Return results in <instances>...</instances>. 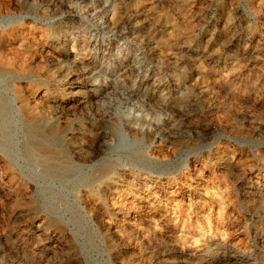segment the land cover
Instances as JSON below:
<instances>
[{
	"label": "rangeland",
	"instance_id": "1",
	"mask_svg": "<svg viewBox=\"0 0 264 264\" xmlns=\"http://www.w3.org/2000/svg\"><path fill=\"white\" fill-rule=\"evenodd\" d=\"M0 71V264H264V0H0Z\"/></svg>",
	"mask_w": 264,
	"mask_h": 264
},
{
	"label": "bare ground",
	"instance_id": "2",
	"mask_svg": "<svg viewBox=\"0 0 264 264\" xmlns=\"http://www.w3.org/2000/svg\"><path fill=\"white\" fill-rule=\"evenodd\" d=\"M13 14V13H12ZM13 18V15H10L7 19H12ZM8 30V29H7ZM6 30V31H7ZM3 32H4V30H3ZM6 33V32H5ZM3 65V64H2ZM2 74V72L0 71V75ZM1 79H2V77H1ZM9 79V78H8ZM11 79V78H10ZM7 81V80H6ZM0 83L1 84H5V85H7L8 83L7 82H5V79L3 80V81H1L0 80ZM11 83V82H10ZM16 85V84H15ZM2 86V85H1ZM14 86V85H13ZM16 88V87H15ZM12 105V104H11ZM10 105V106H11ZM32 124V123H31ZM49 124V123H48ZM54 124V123H53ZM34 126V125H33ZM35 127V126H34ZM55 127V126H54ZM28 128V127H27ZM45 129V128H44ZM40 130V129H39ZM57 130V129H56ZM27 131V135H32L31 134V132L30 131H28V130H26ZM37 131V130H36ZM35 132V131H34ZM38 132V131H37ZM41 132V131H40ZM51 133H53L52 131H51ZM59 133V132H58ZM41 134H42V132H41ZM48 134V133H47ZM43 135H44V133H43ZM43 135H42V137H43ZM51 135H53V134H51ZM66 136V135H65ZM31 137V136H30ZM33 137V136H32ZM48 137H50V136H48ZM57 137V136H56ZM37 138V137H36ZM2 139V138H1ZM4 139V138H3ZM29 139V138H28ZM38 139V138H37ZM37 139H35V141L37 140ZM44 139V138H43ZM45 141H46V139H44ZM39 141V140H38ZM51 143V142H50ZM49 143V144H50ZM30 144V143H29ZM37 144V143H36ZM58 144V143H57ZM32 145V144H31ZM51 146V145H50ZM31 148V147H30ZM36 148V147H35ZM1 150V149H0ZM33 150L35 151V149L33 148ZM30 151L29 149H28V147L27 146H25L24 147V153L27 155V156H32L34 159H35V161L36 162H38V163H40V164H42L46 169H48V170H50V171H52L53 172V175L54 174H58V173H60V171L62 170V171H66L67 170V165H64V164H62V162L61 161H59L58 159H59V157L56 155V154H52V153H47V155H46V153H41V151H37V152H34V151ZM47 158H49V160L47 159ZM64 162V161H63ZM72 169V168H71ZM47 171V170H46ZM70 173H71V171H70ZM61 174V173H60ZM63 174V173H62ZM52 175V176H53ZM106 181V180H105ZM91 183V182H90ZM103 186V185H102ZM102 190V189H101Z\"/></svg>",
	"mask_w": 264,
	"mask_h": 264
}]
</instances>
